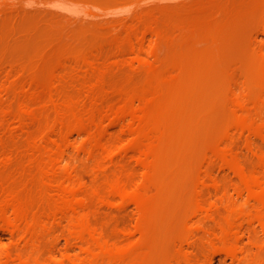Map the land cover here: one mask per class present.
<instances>
[{
    "label": "bare ground",
    "instance_id": "obj_1",
    "mask_svg": "<svg viewBox=\"0 0 264 264\" xmlns=\"http://www.w3.org/2000/svg\"><path fill=\"white\" fill-rule=\"evenodd\" d=\"M204 16L207 17V15ZM204 16L202 15L201 17ZM209 19H212V17L210 18L208 17V20ZM216 19H218V17ZM190 20L189 23L184 27V31L186 32L187 39L190 36L198 35L201 31H206L205 35L208 37V39H210L209 42L211 41V43L213 44V49L204 50V51L196 50L190 52L189 50L185 49V47L177 46V48L181 47L179 54L175 53L176 55L174 57L172 55L171 56L172 58L168 57L170 58V60L167 59L170 63L171 72L169 71L168 73H163L159 70L163 62L159 63L160 64L159 69L158 67H155L158 66L157 64L153 67V65L148 63V61H146L145 58H143L138 53L140 51L137 52V49L139 50V48H137L138 46L136 43L135 44L129 43L131 45L127 43L129 47H131V50L133 51V55L135 56L136 61L140 62L141 66L144 65L143 67L145 68L148 67L150 71H147L148 70L147 69L146 72L147 74L148 72L150 74L149 77L146 74V76L148 77L147 82L144 81L145 82L144 87H140L139 89H135V90L131 89V91H129L130 90L129 88H128L129 90H126L125 88V90L121 91L120 89H122L123 85L122 86L120 85L121 86L120 88L117 86L120 90L119 91L120 93L116 94L119 97H117L118 99L115 102H113V104L116 103V105L115 104L109 105V101L107 103L108 95L113 91L112 89L113 87H110L111 92L108 90V86L107 89L105 87L106 86L105 81L109 77L108 76L109 74L107 75V78L104 80L101 78L98 80L97 78L99 77H97L96 80L98 81L93 80L92 83L90 84L88 83V86L86 88L81 86L80 90L82 88L83 90L78 91V93L75 96L73 95L70 98L64 100L63 99L60 100L59 98H57L58 96L56 97L55 95H53V92L50 93V95L48 94L49 95L48 98L50 99L49 104L52 103L50 105H53L54 107V110L56 112L55 113L56 118L52 124H50L51 122H49V124L47 123L48 125H45L41 129L38 139L39 142L38 149L33 153L32 160H30V161H37L38 163L37 162L36 163L39 165V166L37 165L39 168H37L38 173L35 179L34 177H32L35 180V186L32 188L31 187L27 188L28 186L26 187L24 186L25 189L17 190L10 188L9 186L6 187L5 185H2L3 183L2 184L0 183V227H2V229L4 228L3 230H7L12 235L13 234L16 235L15 241L17 238L19 239L18 241L19 246H16L17 243L15 245V247H19L18 249H16L15 247L14 248L16 250L14 251H10L11 250L10 248H9L10 250L7 251L4 249L2 251L3 254L2 252L0 253L1 264H150L154 260V258L152 259V255L153 257L154 254L158 255V253L152 252L153 249L149 248V250L151 249V251L148 250V247H150L152 242L149 246H146L145 243H144L145 245L143 244L140 245V242L134 244L131 241H128L127 244L124 245L122 243L123 245L122 244L120 245L119 243L118 244L114 243L115 239L114 242L111 241L110 240L111 236L108 238V236L105 235L107 232L104 234V232H102L103 229L101 230L97 228V226L95 225L96 223L95 221L94 223L92 222L93 217L89 212L92 201L96 200L93 201L95 203L97 201L109 203L108 201H110L111 203V200L114 199L115 202L116 200L117 201L120 200L121 201L120 203L122 204L125 203L128 206L129 204H134L135 208H137L138 211L137 214H139V219L137 218L138 222L136 223L135 229L133 228L131 229L134 231L128 229L130 230L128 232L129 234H134V235L138 233L143 238L150 239L151 234L155 236V234L152 233L154 228L153 226L159 224L158 222H160V220L163 223V226L167 223L169 224V222L167 223L163 222L162 218L165 216L161 215L162 212L163 214L165 213L163 210L167 209V211H169L168 209L170 207L164 209V206H167L165 205L166 201L167 204L169 203L171 205L170 201H168L170 197H168L167 195L168 198L166 199L165 195L166 194L176 195V193H178L180 190L182 189L184 190V186L185 189H187L186 188L187 183H190L191 186L194 183L196 184V188H197V185L199 183L201 184L204 182L202 175L200 173L199 174L201 176L199 175L196 176L197 174L196 175L192 174L193 172L191 171V167H192L191 164L194 163V159L196 162V158H197L196 156L199 153H200V157H198L197 160L200 161L199 158H201V155L202 158L204 159V156L207 154L206 151H208V149H210L209 151L212 154L211 156L215 158L216 161L218 160V162H220L222 166L228 168L230 167L231 170L234 171V175H236L237 177L236 180L237 182L235 181L236 183L232 184L233 186H231L233 187V191L240 197H244L245 195H247L248 197L246 202H244L241 205H236L234 203H228L227 205L225 204L228 213L224 219L217 222L219 228V230L218 228L217 230L219 232L216 235V239L218 240V242L222 243L226 247V249L228 248L227 249L229 250L228 251L229 255L227 254L228 256H230L232 259L236 261L246 260L247 256L245 255L246 258L244 256L243 259H240L242 255H240L239 258V253L236 250L237 244L240 241V234L243 232V228L245 224L247 223L248 226H253V227L255 225L256 226L258 225L261 231L264 233V151H262L261 149L260 152L259 151L257 152L254 149L255 155L257 153V158H258L257 159L258 170L256 169L252 170L254 169L255 166L252 167L251 170H248V168L246 169L244 165H242V162L239 161V158L235 157L231 153L232 151L230 149L231 148L230 146L232 145L229 146V144H227L230 143L229 140H231V138L228 137L229 140H226L227 145L226 144L224 145L222 143L223 141L221 142V140H223L221 137L222 136L227 137L229 133L233 134V132L238 133V137L239 134L241 136L245 133H248V135L254 136V138L259 137V139L261 138V140L264 141V122L259 123L258 122L259 120L258 121L256 120V117H254V114L256 116L257 113L256 111H255L256 113L253 114L251 113L252 111L254 112L253 110L254 107L259 109L260 108L264 109V59L262 60L257 59L258 62L255 61L257 63L255 64L253 63L254 66H252L253 67V70L251 71L252 73L249 75L248 72L245 73L248 76L244 75L247 76L248 79L246 80L245 78L246 80L245 87L247 85L248 88L246 87V89L244 88V90L248 89L249 93L246 91L247 95H245V93L244 95H240L241 93L239 91L238 93L240 94L238 93L235 94L237 92L236 91L234 93L235 97L232 96L233 94L231 95L234 98V101L233 100L232 101L234 102L235 105V107H233L234 110L232 111L231 109L233 108L230 107L227 108L228 107L227 105L229 104L227 102L229 98L227 99V97L232 88V83L234 82L233 79L236 80V78H233V76L231 77L230 75L232 74V71L230 74L227 73L226 71H230V70L228 69L225 71V69L222 68V63L219 61L221 60L220 58L224 56L223 53L225 52L224 50L226 46L225 40L221 41V39L219 40V38H221V36L225 37V39L228 37L230 38V36L232 37V35H228V34H230L229 32H231L230 30H232L233 28L232 26H235L234 24L237 25L238 16L237 18L233 16L223 17L222 20L221 21L218 20V24L215 23L217 25H215L213 28L211 27V29H207V27H209L207 26L208 24L206 25V23H203L205 22L204 21L205 19L199 21L196 20V23L195 22L191 23L192 21ZM209 21L206 22L209 23ZM180 24L182 25V23H179V25ZM156 27L157 28L147 27L146 29L145 28L143 29L144 31H146L148 28H150L148 30H150V32L154 34L153 36L157 38H161L163 39V41L165 39L166 43H169V46H171L173 39L170 40L168 38L169 36L167 37L166 35L167 33H165L166 30L164 31L162 28H158V26ZM181 28H183V26ZM160 29H162L163 31ZM226 30H228L227 35H224L223 32ZM134 31L137 33V30ZM140 32L142 33L143 36V31H139L138 33L139 35ZM136 33L135 35L131 33L133 34V36H135L134 38L137 37ZM177 33L179 32L177 31ZM202 34L203 33H201V36ZM205 35L203 34V36ZM137 38L140 39L139 37ZM130 40H128V42H130ZM232 42L230 43L232 44ZM228 43L227 46L229 45ZM180 45H184V44H180ZM175 46H174V50L176 49ZM120 51H121V47H120ZM225 54L227 55V53ZM228 56H230V54H228ZM234 62L236 61L234 60ZM252 62L254 61L252 60ZM233 63H231V66ZM239 65L242 66V64ZM236 66L238 68V64ZM250 69L251 67L249 68V70ZM146 72L144 71V74ZM245 72H247V70ZM105 74L104 77H102L103 75L101 77L105 78L106 76ZM236 74L238 76L239 71H236ZM244 76H242L243 79ZM236 84L237 82L235 83V88H236ZM33 85H35V82H33ZM38 86L39 85H37V87ZM39 87L42 88L41 86ZM235 88L233 89L235 90ZM35 89L37 90V88L35 87L34 92H29V93L33 98H39L42 101V97L44 96V93L35 91ZM30 90H32V88ZM49 90L51 91V89ZM106 90H108L110 93H107ZM46 91L44 92L46 93ZM116 91L112 93L115 94ZM48 95H45V100H47L46 96ZM111 96H112L111 98L112 100L114 95L111 94ZM33 101H35V99ZM47 101L45 103H47ZM36 102L37 100L34 103ZM29 104L26 103L23 104L21 111L24 113L29 112V108L27 106ZM251 105H254L253 109ZM249 106H251L250 107L252 109L251 111L249 110L250 109ZM33 110L35 109H32V112ZM230 110L231 113H229ZM225 111H228V113L227 112L225 113ZM40 115L38 117H40ZM262 115L264 116V114ZM216 117H218L219 119L215 121L214 118ZM35 118H37V116ZM227 120L229 123L231 122L230 124H232L233 127L231 126L227 127V125L228 126L230 125L227 124L228 123L226 122ZM108 121L110 122L111 125L110 126L107 124L109 128L112 126H118V127L120 126L122 128L121 131L125 135H128L130 137L128 143L125 145V147H123L124 149L121 148V151L122 153H125L127 150H132L135 153H137V157H138L137 159L139 163L142 165L141 168L143 167L142 169H144V174L140 182H136L135 178L134 179L132 178L131 174L134 173H132V171L129 170L131 174L128 172L125 173L124 171H123L124 174H120V173L116 174L115 172V175L114 176L112 175L113 177L109 178L107 182L104 183L105 184L104 186L102 184L101 186L100 184L95 182L97 180L96 177H94L95 181H93L95 182V184L93 183V185L92 184L88 185L87 184L88 182L85 183L83 181L84 180L83 178L82 179L79 178L80 175L78 176L77 173L78 171L76 172L75 170L77 166L74 167L71 164L72 161H74L73 163L75 165L76 164L75 160H77V157H79L77 155H81V154L83 155V153L93 161H96L95 166L97 161L98 163L100 161L106 163L105 161L109 159L111 161L115 159V156L118 153L120 147H118L119 144L117 145L116 143L113 142L115 141V139H113V141L107 139L108 135L109 137H111L110 136L111 133L109 134L107 133L108 127L105 126L106 122ZM229 128L231 129L233 128L232 129L233 132H229L228 130ZM249 139L252 140L250 137ZM79 140H81V142H79ZM234 140H236V138ZM248 143L249 141L248 142L246 141V144ZM252 145H249V147L252 149L253 152L254 147H252ZM201 147L206 151L201 152L202 151ZM122 153L120 152V154ZM203 153L206 154L203 156ZM207 158H209V156ZM215 159L213 163L215 162ZM64 161L68 162L66 167H63L62 165ZM202 161L199 164H202ZM206 161H203V164L204 163L207 164ZM210 161L212 162L211 158ZM100 165L102 166V164ZM100 168L101 167H99V169ZM96 171L98 173V170ZM197 171H195V173H197ZM99 173L104 174V172L101 171ZM207 173L210 172L208 171ZM107 174L109 175V173ZM0 176H1L0 178H2L1 181H3L5 177L3 175ZM134 176L138 178V175L137 176L134 175ZM211 176L208 177H210L211 179ZM205 178L207 177L205 176ZM15 180L13 179V181ZM19 180H20V185H22L24 183L23 180L22 179ZM207 181L208 180H206V182ZM101 182L102 180H100V183ZM4 183H7L6 180L4 181ZM201 186L199 185L200 189ZM214 186L219 188L220 187L219 182L214 184ZM22 187L23 185L21 186V188ZM150 187L156 188L155 190L157 191L153 194H150L149 193ZM192 188L189 189L193 191V189L195 188L193 189ZM223 188L224 187H222V189ZM188 192L190 194L189 195L187 194V196H190L191 195L190 190H188L186 193ZM181 196L184 197L183 194ZM163 197L164 200L166 199L164 204L162 202ZM190 197L188 198L189 200L187 199L188 202H190V200L191 202L194 200L193 199L194 197L192 198L193 200ZM176 200H177L176 202H178V199ZM223 201L224 202L222 204L224 205L225 200ZM101 202L100 203L98 202V205H100ZM180 202L181 199L179 200V203ZM179 203L176 204V206H178ZM182 204L187 207L188 203L186 204L182 203ZM210 204H208V206L211 207L210 209H214L215 212V208H217L215 207L216 205H214V208H212ZM222 204L220 205L222 206ZM189 205L190 204H188V206ZM193 205L194 207L191 205L193 208L189 209L187 207L189 211L190 210L192 211L193 215H197L199 217V215L203 214L204 212H207L208 207H206V204L200 197H198L195 200V203ZM174 206H175V202H174ZM174 206H172L173 209ZM184 210L183 211L180 210V211L184 213L186 212V210L185 211ZM180 211L178 214H181ZM210 211L211 210H209V212ZM93 212H95L94 209ZM209 214L212 213L210 212ZM166 215L171 216L170 213H167ZM174 215L175 214H173L172 215L173 217L172 216L171 217L174 218ZM181 215H179V217ZM212 215L215 216L216 214L213 213ZM168 216H166L167 220H168ZM183 216H181L179 219L178 217L176 218V220L178 219L179 221L181 219L180 222L176 223V221L172 220L173 222H175L174 227H176V225L177 227H181L180 225H183L182 221L184 220V219L182 220V218H185L186 220L187 218H189V216H187V218L186 216L184 217ZM204 218L206 219L207 217ZM210 218H212V216H210ZM166 219L164 221H166ZM170 219L171 218L169 217V220ZM160 225L162 226V224ZM172 225H171V230L174 228ZM59 226H62V228ZM63 226L65 227L66 234L68 236L66 237L68 238L69 242L74 243V245L72 244L70 245L76 246V248L78 247L83 253L84 257L79 258L81 256L79 257L73 256L72 254H70V252L67 254L65 252L63 258L57 257L58 255L55 253L57 252L56 250L57 244L56 241L52 239H58V238L57 236L55 238V234L53 235V232L55 231V229L57 230L58 227L63 229ZM161 228L159 226L158 229L157 228L155 229L159 231V229ZM165 228L164 230H166ZM159 232L161 233V231ZM159 232H157L158 233L157 239H159V236L163 233L162 232L161 234H159ZM168 232H166V235ZM252 233H254V231L251 232V235ZM253 235L252 237H254L256 234L254 236ZM160 237L162 239V236ZM256 237L257 236H255V238ZM169 239L170 237L167 238V240ZM160 240H157L159 244L156 241L153 242L158 244V246H161L162 241L159 242ZM164 240L165 239H163V242ZM148 242L147 244L150 243ZM253 243L259 246L261 241L260 243H258V241L255 240ZM167 244H170V242ZM163 245L161 247H163ZM67 246L68 248L69 247L71 248V246H69L68 244ZM168 246L169 245H166L164 247L168 248ZM58 247L57 249H59ZM161 247H157V249H159L157 251H160L159 253H161V250L162 251L167 250V248L166 249L163 248L164 249L163 250L161 249ZM47 249L50 250L49 253L47 252L48 254L46 253V251H48ZM4 251L6 252L4 253ZM166 252L167 255L169 256L168 250ZM161 254H163V252ZM165 254L166 253L163 254L164 257L162 256L163 261H165V258L166 261L168 260L167 259L168 256H165ZM160 255L158 257H161ZM150 257H151V262H150ZM156 259L158 260V258L155 257V260ZM210 259H211L210 262L208 261L209 264H213V261L215 262V260L213 258ZM158 262L160 263V261Z\"/></svg>",
    "mask_w": 264,
    "mask_h": 264
},
{
    "label": "rangeland",
    "instance_id": "obj_2",
    "mask_svg": "<svg viewBox=\"0 0 264 264\" xmlns=\"http://www.w3.org/2000/svg\"><path fill=\"white\" fill-rule=\"evenodd\" d=\"M200 15H207V17H201ZM216 16L218 17V19H216ZM219 16L220 18L226 16H233L237 18L238 16L239 24H234L236 28L235 26H232L233 28L231 27L232 30H230L231 32H229L230 34H228L232 35V37L230 36L231 40L229 37L225 39V37L221 36V38H219V40L221 39V41L225 40L226 44L224 50L225 52L223 53L224 56L221 57V60L219 61L222 63V68H224L225 71L228 69L230 70L226 71L227 73L230 74L232 71V74L230 76L236 78V80H233L235 83L237 82L236 88L235 83H232V88L227 97V99L229 98L228 101L226 99V101L229 103L227 105V108H233L235 107L233 97H235L234 95L237 94L238 91L241 93H238L240 95H244V93L245 95H247L246 91L249 93L248 89L244 90V88L246 89L247 87V85L245 87L246 80H248V75L245 73L249 72L250 75L252 73L251 71L253 70V63H257L259 59H264V0H0V170H2L0 171V175H3L5 178L3 176L2 177L7 182L4 183L5 180L3 179V181H1L2 178H0V183H3L2 185H5L6 187L9 186L10 188L17 190H23L26 186H28L27 188H32L35 186L34 179L38 173L37 168H39V165L37 164V161L30 160H32L33 153L38 149V139L41 129L45 125H48L49 122H51L50 124H52L56 118L54 107L53 105H50L52 103L49 104L50 99L48 97L50 93L53 92V95H55L56 97L58 96L57 98H59L60 100H64L70 98L73 95L75 96L78 91L83 90V88L80 90L81 86L86 88L88 86V83H92L93 80L98 81L100 78L104 80L109 74V77L105 81V87L107 89L108 86V90L110 92V87H113L112 92H115L116 90L117 91L114 94L106 90L107 93H110V96L111 94L114 95L112 100V96L110 97L108 95L107 103L109 101V105H116V103L113 104V102L118 99L117 97L119 96H117L116 94L120 93V90L122 91L126 88V90L130 89L129 91H131V89L135 90L139 89L140 87H144V84L145 82H147V78L150 74L149 72L148 74L146 72L147 69V71H150L148 67L145 68L143 67L144 65L141 66V63L136 61V58L133 55V51L131 50V47H129V45L131 44L129 43H136L138 46L137 48H139V50L137 49V52L140 51L138 53L143 58H145L148 63L153 65V67L157 64L158 66L155 67H158L159 69V63L163 62L161 65L162 67L160 66L159 70L163 73H168L169 71L171 72V67L167 59L170 60V58H172V55L173 57L176 55L175 53L179 54L181 47H185V49L189 50L190 52L196 50L204 51L213 49V44L211 43V41L209 42L210 39H208V37L205 35L206 31H201L199 33L200 35H196L197 37L190 36V39H187L184 27L189 23V20L191 19V23H196V20L199 21L205 19V22L203 23H206V25L208 24L207 26L209 27H207V29H211V27L213 28L218 24V20H222V18L220 19ZM208 17H212L213 21L212 19H209L211 20L209 21ZM206 21H209V23ZM179 23H182V25H179ZM156 26H158V28H162L164 31L166 30L165 33H167V37L169 36L168 38L170 40L173 39L171 46H169V43H166L165 39L163 41V39L153 36L154 34L151 33L150 30H148L152 27L157 28ZM180 26H183V28H181ZM147 27L150 28L146 30V33L143 28L146 29ZM134 30H137V33ZM139 31H143V36L141 32L140 35L138 34ZM177 31L179 33H177ZM227 31L228 30L224 31L226 33L223 32V34L227 35ZM131 33H133L134 35L136 33V36L140 39H138L137 37L134 38L135 36H133V34ZM201 33H203L205 36H203V34L201 36ZM128 40H130V42H128ZM226 41H228L229 43ZM230 42H232V44ZM227 43L229 44L228 46ZM173 45H176L175 48L177 50H174ZM177 46H181L179 47L180 49L177 48ZM225 53H227V55ZM228 54H230V56H228ZM234 60L236 62H234ZM252 60L254 62H252ZM230 62H234L232 66ZM237 64L238 68L236 66ZM239 64H242V66ZM250 67L251 69L249 70ZM246 70L247 72H245ZM144 71L146 72L145 74ZM236 71H239L240 76H237ZM104 74L106 76L105 78H102L104 77ZM146 74L148 77L146 76ZM242 76H244V79L242 78ZM96 78L98 80H96ZM109 78L111 81L109 80ZM33 82H35L36 86L33 85ZM37 85L41 86L42 88H40L39 86L37 87ZM120 85H123L124 87L122 86V89L119 90V88L121 87ZM35 87L37 88V90L35 89V91L44 93L42 101L39 98H33L29 93L34 92ZM31 88L33 91L30 90ZM233 88H235V90ZM49 89H51V91ZM240 90L243 91L241 92ZM44 91H46V93ZM29 95L31 96V98ZM45 95H48L46 96V99H49L48 101L45 100ZM34 99L35 101L37 100L38 103H34ZM46 101L47 103H45ZM25 103H30L29 105H27L29 108V112L27 113L21 111L22 105ZM251 106L253 109L254 105ZM251 106H249V108ZM30 108L35 110H33L32 112V109ZM252 109L250 108L249 110L251 111ZM262 109L263 108L259 109L254 107V112H251L252 114L257 112L256 116L254 114V117H256L257 121L259 120V123L264 122V116L262 115L264 114V109L263 111ZM231 110L233 111L234 108ZM231 110L229 111V113H231ZM39 112L41 115L39 114ZM226 112L228 113V111H225V113ZM259 112L262 114H260ZM31 115L35 117L37 116V118ZM39 115L40 117H38ZM257 117H261L262 119H259ZM216 118H214L215 121L219 119L218 117ZM226 122H228V120ZM230 123L228 122L227 124ZM107 124L110 125V122H106L105 126H107ZM230 126L233 127L232 124H230L229 126L227 125V127ZM232 129L229 128V132H233ZM121 130L122 128L120 126H112L110 128H107V133H111V137H109V135L107 134V139L112 141L113 139H115V141L113 142L117 145L119 144L118 147H120L117 153L118 155L116 154L115 159H112L113 161H111L110 159L105 161L106 163H104L103 161H100L98 163L97 161L95 166L96 161H93L84 153L83 155H77L79 157H77V160H75V165L73 163L74 161H72L71 164L74 167L77 166L75 170L76 172L78 171V176L80 175L79 178H83V181L85 183L88 182V185H93V183L95 184L96 182L104 186V183H106L109 178L113 177L115 175V172L116 174H124V172L130 173V171H132V173L134 174H130L132 175L133 179L135 178L136 182H140L142 180L144 169H142L143 167L141 168L142 165L137 159V153L132 150H127L125 153H122L121 151V148L124 149L123 147H125L130 139V137L128 135H125ZM231 134L229 133L227 137L224 136L226 139L222 136L221 138L223 140H221V142L223 141L222 143L225 145L227 143L226 140H229V138H231V140H229L231 144L227 143L229 144V146L232 145L230 146V149L232 151L231 153L235 157L239 158V161L242 162V165H244L246 169L248 168V170H251L252 167L255 166L252 170H258V158L257 153L255 155V151L260 152L261 149L262 151H264V141L261 140V138L259 139V137L254 138V136H250L248 135V133H245L241 136L239 134V137L238 133L233 132V134ZM249 137L253 141L250 140ZM235 138L236 140H234ZM246 141H249V143L253 142L250 144L248 143L249 145L254 144L252 145V147H254L253 152L249 145L246 144ZM79 142H81V140H79ZM203 148L201 152L206 151ZM209 150L210 149L206 151V155L203 153V156L205 155L204 159L201 155L202 159L199 158L200 161L197 160L198 157H200V153L198 154L199 156H196L197 158L195 157L196 162L194 159V163L197 166H195L194 163L191 164V171L193 173L190 171L193 175H202L204 182H206V180L208 181L206 183L203 182L204 184L199 183L197 185V188L196 184L193 183L195 186L193 184L192 186L196 190L192 188L190 183H187V185L189 186L186 185V188L190 190L191 197L187 196V194L189 195L190 193H186L188 190L185 189V186L184 190H180L182 192L184 191L183 193L179 191L178 193H176V195H165L166 199L168 197L172 199V202L170 198L168 200L170 201L172 206H174L175 202V206L173 209V207L169 203L167 204L166 201L165 205H167L168 207L164 206V209L170 207L168 210L171 212L167 211V209L163 211L166 214L170 213L171 216L173 214L175 215L174 218H172L173 216H168L169 214L166 215L165 213L164 215L162 212L161 215L165 216H161L163 217V222H169V224L164 223L167 226H163V223L160 220V222H158L159 224L153 226L154 228L152 233H154L155 236L151 234L149 239L143 238L138 233H136L135 235L129 234L128 231H130L132 228L135 229L136 223L138 222L137 218L139 219V214H137L138 211L137 208H135L134 204H129L128 206L125 203H120V200H116L115 202V200L113 199L111 200V203L110 201H108L110 204L101 201H97L95 203L93 201L96 200H93L89 211L91 216L93 217V220L91 217L92 222L94 223L95 221V225L97 226V228L101 230L103 229L102 232H104V234L107 232L105 235L108 236V238L111 236V241L114 242L115 239L114 243L116 244L119 243L121 245L123 243L125 245L128 243V241H131L134 244L140 242V245L146 244V246H149L152 242V246L150 245V247H148V250L149 248H151L153 249L152 252L158 253V255L153 253L154 257L152 255V259L154 258L155 260L156 257L158 258V260L156 259L157 262L156 260L155 262L154 260L151 262L150 257V264H209L211 260L210 258H213L215 260V262L213 261V264H264V233L261 231L258 225H255L253 227L248 226V224L246 223L243 228V232L240 234V241L237 244L236 250L239 253V258L240 255H242L240 259H243L246 255V260L236 261L232 259L230 256H228V248L226 249V247L216 239V235L219 232L217 222L224 219L228 213V211L226 210V205L228 203L241 205L246 202L248 197L247 195H245L244 197H240L233 191V187L231 186H233L232 184L237 182V177L236 175H234V171H232L230 167L228 168L222 166V164L218 162V160L216 161V159L211 156L212 154ZM120 152L122 154H120ZM207 155L209 156V158H207ZM210 158L212 159V162L210 161ZM214 159L215 162L213 163ZM202 160L206 161L207 164H203ZM201 161L202 164H199L201 163ZM67 163V161H64V163H62L63 167H66ZM100 164H102L103 167ZM2 167L5 168L3 169ZM99 167L101 168L99 169ZM193 167L195 170L193 169ZM94 168L98 170V173L101 171L106 175H104L103 173L98 174ZM195 171H197V173H195ZM208 171L210 173H207ZM93 173L95 176L93 175ZM107 173H109V175ZM134 175H138V178H136ZM104 176H107L108 178H105ZM205 176L207 178H205ZM208 176H211V179ZM32 177H34V179ZM94 177H96V181ZM12 178L14 180L16 179L15 181L18 182L13 181ZM19 179H22L24 182L23 184L21 182V184L23 185L22 188ZM100 180H102L101 183ZM216 181L219 182L220 187L222 185V187L224 188L222 189V187H215L214 184L217 183ZM210 183L214 184L212 185ZM16 185L20 188H18ZM199 185L205 186H201V189L203 188L201 190ZM189 188H192L193 191ZM155 189L156 188L150 187L149 193H155L157 191ZM197 189L198 191H200L198 192ZM193 192L195 195L193 194ZM201 193L205 195V198ZM177 194L179 197L177 196ZM182 194L185 198L181 196ZM189 197L191 199L194 197V200L192 199V202L190 200L191 203L187 201ZM198 197H200L206 204V207H208L207 212L199 215V217L197 215H193L191 210V213L189 211L190 208L194 207L193 204ZM176 199H178V202H176ZM180 199L181 202L179 203ZM209 199L211 204L209 202ZM165 200L163 197V204L165 203ZM223 200H225L224 205L222 204L224 202ZM98 202H101V204L98 205ZM178 203L179 207L176 206V204ZM182 203L190 204L189 206L187 204V207L189 209ZM208 204H210L212 208H214V205H216L215 207L217 208H215V212L214 209H210L211 207H209ZM220 204H222V206ZM182 206L189 214H187L186 212H184V214L180 211L184 210ZM93 209L95 210V212H93ZM209 210H211L210 212L212 214L215 213L216 215L214 216L212 214H209ZM179 211L181 212V214L186 216V218L187 216H189V218L191 219L187 218L186 220L185 218H182V220L184 219V222L182 221L183 225H180L181 227H177V225L176 227H174L175 222H173L172 220L176 221V223L180 222L181 219L180 221L178 219L183 216L181 214H178ZM179 215L181 216L179 217ZM166 216H168V220L169 217L171 219L168 221L166 219ZM210 216H212V218H210ZM177 217L178 219L176 220ZM204 217L207 218L205 219ZM165 219L166 221H164ZM160 224H162V226ZM171 225L174 227L172 230ZM156 226H160V228L162 227L161 229H159V231H161V233L163 232V235L155 229H158V227ZM59 227L62 228V226ZM59 227L57 230L55 229L56 232H53V235L55 234V238L57 236L60 241L59 242L58 239H52L56 241V246H59V249H57L56 247L57 252H55L58 256L56 254L55 255L58 258H63L65 252L66 254L70 252V254H72L73 256H81L79 258L84 257L81 250L78 247L76 248V246H72L74 245L73 242H69L65 227L63 226V229ZM0 228V253L4 249L6 251L10 249V251L18 249L19 247H15L16 243V246H19V239L17 238L15 241L16 235H12L7 230H3L4 228L2 229V227ZM164 228L166 230H164ZM252 230L254 231L252 235L256 234L255 236H257V239L254 235V237H252ZM157 232L161 234L160 236H162V239L160 236L159 239H157ZM166 232H168L170 235L168 233L166 235ZM164 233L166 236L164 235ZM165 237H170V239L167 240V238ZM66 239L68 242L66 241ZM163 239H165V243L163 242ZM148 240L150 243L148 242ZM157 240H160L159 242L162 241L161 246L164 244L163 247L158 246L159 243L157 242ZM255 240H257L258 243H260L261 241V246L259 245L260 247L257 244L253 243ZM153 241H156L158 244L154 243ZM147 242L149 244H147ZM166 242H170V244H167ZM67 244L71 246L72 249L70 247L68 248ZM156 245L157 247H161V249H166L167 247L164 246L169 245L167 248L169 256L167 255V250L165 251L163 249L165 252L161 250V253H166L165 256H168L167 261L166 258L165 261H163V254L159 253L160 251H157L159 249H157ZM151 249L149 251H151ZM47 250L48 251H46V253H49L50 250ZM6 251H4V253ZM159 255L161 257H158ZM158 261H160V263Z\"/></svg>",
    "mask_w": 264,
    "mask_h": 264
}]
</instances>
